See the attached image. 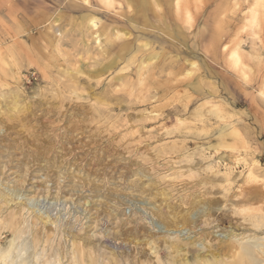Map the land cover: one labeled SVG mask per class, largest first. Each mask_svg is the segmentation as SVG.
<instances>
[{
    "label": "rangeland",
    "instance_id": "obj_1",
    "mask_svg": "<svg viewBox=\"0 0 264 264\" xmlns=\"http://www.w3.org/2000/svg\"><path fill=\"white\" fill-rule=\"evenodd\" d=\"M184 175L225 199L264 190V0H0V185L18 194L0 250L19 220L62 264H150L149 238L162 264L182 259L163 238L207 234L212 264L244 230L264 243V221L166 228L153 212L188 202Z\"/></svg>",
    "mask_w": 264,
    "mask_h": 264
},
{
    "label": "bare ground",
    "instance_id": "obj_2",
    "mask_svg": "<svg viewBox=\"0 0 264 264\" xmlns=\"http://www.w3.org/2000/svg\"><path fill=\"white\" fill-rule=\"evenodd\" d=\"M92 24L96 25V23L94 21ZM185 166H186V164H185ZM188 166H186V167H188ZM190 166H192V165H190ZM172 167H174V166H172ZM192 172L195 173L194 171H192ZM183 173H185V172H183ZM189 173H191V172H189ZM185 175L182 176V179L178 178L177 182H176V179L174 178V180H175L174 186L178 189H181L182 192L186 193L185 197L188 198V202L182 206L181 205L180 206L175 205L178 207L172 208L170 211H167L165 213H163L162 211L153 212L154 216H156V218L164 226H166V228H170V230L171 229H179V230H189L190 229L191 230L192 226L195 224L196 219H198V218H200L203 221L202 223L206 224L205 227L211 226L210 228H212L213 226H217L219 224H223V223L228 224L227 228H232L234 226L235 227L240 226V227H245V228L246 227L257 228L258 225L264 221V215H263V213H264V190L261 188L262 186L259 187V186H256L255 184H254L255 186L253 184H251V185H253V187L247 186V188L248 187H251V188H248L245 191V193H242V192H239L236 190V192L232 196H230V197L228 196L229 198L225 199L223 197V195L222 196L215 195V193H212L213 191L211 192L210 188L211 187L215 188L216 185L213 186L214 182H211L210 176H209L208 180L205 179V180H201V181L197 182L198 180L195 179L196 177L194 178V176L192 177V176L188 175V178H185ZM199 177H201V176H199ZM225 178L227 179V177H225ZM206 181H210L212 184H210V182L206 183ZM179 183H181V184H179ZM218 183H220V182H218ZM248 184H250V183H248ZM177 185H178V187H177ZM229 190H231V189H229ZM225 191H227V188ZM163 192H165L164 189H163ZM226 193H228V191ZM218 194H220V191ZM13 196H18V194L14 193L12 188H9L7 185H3V186L0 185V198H4L7 201H11ZM183 196L181 198H183ZM12 201H13V199H12ZM54 203H56V201L51 203V205ZM26 204L30 205V207H33V208L38 206L35 198L34 199H32V198L27 199ZM173 207H174V205H173ZM149 212H151V211H149ZM57 215H59V214L57 213ZM60 215H62V214L60 213ZM16 220H17V218H16ZM52 220H54L51 222L52 224L57 223L59 221V216H56V218H54ZM48 221H50V218L46 217V220H44V222L46 223ZM24 224H25V221H22V220H19L17 222L15 221L12 224L14 234H13V237L9 240L8 245L5 248L1 247L2 249L0 250V264H62L63 263V261H62L63 257L61 255L59 247L57 245L56 246L53 245L54 246L53 249H50L51 247L49 248V243H47V242L43 243L44 246L41 247L40 242L41 241L43 242V239L39 236L40 234L37 237H33L34 235L33 236L30 235L31 234L30 230L28 231V233L30 232L29 235L27 233L24 234V232L28 230L27 228H26L27 230L22 228V226L24 227ZM1 226L2 225H0V227ZM65 226H66V224H65ZM226 230L225 229L222 230L220 228L219 232L221 234L229 233V231L228 230L226 231ZM203 231H202V233H203ZM213 231H215V230L213 229ZM213 231H212V233H213ZM208 232H210V231H208ZM254 233L255 232H248L247 230H244L241 233L236 234V237H237V239H239L238 240L239 242L235 246L236 251L232 254V259H234V257H235V260L234 261L232 260V262L230 261V263H225V264H258V263L260 264V262L263 261V260L256 261V259H255L256 252H259L261 254V256H264V243L260 244L259 242L249 240L250 239L249 236L254 235ZM210 234H211V232H210ZM221 234H220V236H221ZM177 235H179V234L177 233ZM200 235H201L200 238L194 239V240H190L189 238L184 237L182 239L184 241L182 245L174 244L175 242L173 243L171 240H168L166 238L162 239V237H161V239L163 241L165 240L171 244V249L170 248L169 249L172 250V252L175 254L173 256V259L177 260L178 257L182 258V259L179 258L181 260L180 262L173 261V264H192V263L193 264H208V263L212 264V263H216V261H218V260H215L216 257H218L222 253L225 254L226 251L223 252L222 248L215 249L214 248L215 244L211 243L210 241H206L208 236L207 237H204V236H206L207 234L206 235L200 234ZM149 239L146 240L145 243L147 245L146 255L150 256L149 257L150 258L149 261H151L150 264H162L158 260L159 259V255L157 252L158 248L156 249L155 241H153V240L149 241ZM161 239H159V240H161ZM261 239L264 241V237ZM62 242H64V241H62ZM136 243H137V240H136ZM190 244L195 245V246L198 244L197 245L198 248H199V245L204 244L203 246H204L205 254L201 255L202 253H201L200 248H199L200 250H197L196 248H192V250H191L188 247V245H190ZM89 247H91V246H89ZM228 250H229V248H228ZM207 252H210L214 256L213 257L214 259H209L208 256H210V255H207L206 254ZM168 254H170V252ZM65 256H67V258H68L67 264H79L78 263L79 259L76 257V255L73 251L72 252L68 251L65 254ZM191 259H193V261ZM260 259H261V257H260ZM120 260H121V258H120ZM146 261H147V259H146ZM127 262H129V261H127ZM262 263H264V262H262Z\"/></svg>",
    "mask_w": 264,
    "mask_h": 264
}]
</instances>
